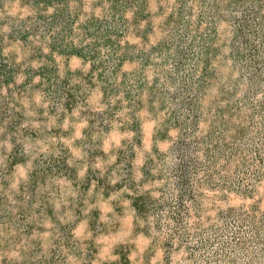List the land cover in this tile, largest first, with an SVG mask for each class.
I'll return each instance as SVG.
<instances>
[{
	"label": "rangeland",
	"instance_id": "obj_1",
	"mask_svg": "<svg viewBox=\"0 0 264 264\" xmlns=\"http://www.w3.org/2000/svg\"><path fill=\"white\" fill-rule=\"evenodd\" d=\"M0 264H264V0H0Z\"/></svg>",
	"mask_w": 264,
	"mask_h": 264
},
{
	"label": "trees",
	"instance_id": "obj_2",
	"mask_svg": "<svg viewBox=\"0 0 264 264\" xmlns=\"http://www.w3.org/2000/svg\"><path fill=\"white\" fill-rule=\"evenodd\" d=\"M183 183H185V180H181ZM175 212L173 210L169 211V215L167 216V218H171V216L174 214Z\"/></svg>",
	"mask_w": 264,
	"mask_h": 264
}]
</instances>
